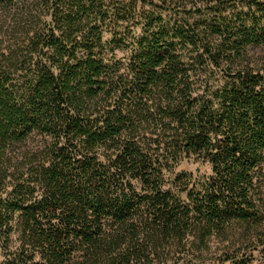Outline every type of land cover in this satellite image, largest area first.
Returning <instances> with one entry per match:
<instances>
[{"label":"trees","instance_id":"obj_1","mask_svg":"<svg viewBox=\"0 0 264 264\" xmlns=\"http://www.w3.org/2000/svg\"><path fill=\"white\" fill-rule=\"evenodd\" d=\"M207 259L264 264V0H0V264Z\"/></svg>","mask_w":264,"mask_h":264},{"label":"rangeland","instance_id":"obj_2","mask_svg":"<svg viewBox=\"0 0 264 264\" xmlns=\"http://www.w3.org/2000/svg\"><path fill=\"white\" fill-rule=\"evenodd\" d=\"M190 5V4H188ZM116 55L118 58H124L128 53L127 51H122V50H117ZM176 172H180V171H187V172H192L194 175H206L210 173V166L208 163L205 162H201L198 161L194 158H190V159H184L176 168H175ZM218 248V245L215 243L212 246V249H216ZM261 260V255L258 254ZM211 257V256H209ZM259 260V261H260ZM206 264H213V259H207L206 260Z\"/></svg>","mask_w":264,"mask_h":264}]
</instances>
